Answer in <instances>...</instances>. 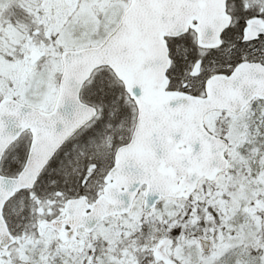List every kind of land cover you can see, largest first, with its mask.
I'll return each mask as SVG.
<instances>
[{
	"label": "snow or ice",
	"instance_id": "6c2138e0",
	"mask_svg": "<svg viewBox=\"0 0 264 264\" xmlns=\"http://www.w3.org/2000/svg\"><path fill=\"white\" fill-rule=\"evenodd\" d=\"M0 264H264V0H0Z\"/></svg>",
	"mask_w": 264,
	"mask_h": 264
}]
</instances>
